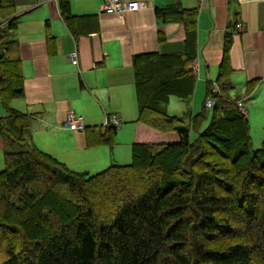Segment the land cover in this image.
Wrapping results in <instances>:
<instances>
[{
	"label": "trees",
	"instance_id": "trees-1",
	"mask_svg": "<svg viewBox=\"0 0 264 264\" xmlns=\"http://www.w3.org/2000/svg\"><path fill=\"white\" fill-rule=\"evenodd\" d=\"M58 6L71 30L69 0ZM13 14V0H0V264H264V137L254 150L239 97L229 96L230 32L199 130L204 100L187 118L165 109L193 92L196 9L155 7L159 20L181 25L183 49L131 57L134 122L150 133L136 131L128 163L88 173L38 149L30 115L9 105L23 93ZM116 130L84 128L87 145L112 147Z\"/></svg>",
	"mask_w": 264,
	"mask_h": 264
},
{
	"label": "crops",
	"instance_id": "crops-1",
	"mask_svg": "<svg viewBox=\"0 0 264 264\" xmlns=\"http://www.w3.org/2000/svg\"><path fill=\"white\" fill-rule=\"evenodd\" d=\"M132 1L144 5L119 16L101 12L103 0H69V11L75 16L69 30L60 16L58 0H13L17 24L11 35L17 42L23 93L9 105L30 115V138L38 149L69 169L88 173L125 160L116 156L114 142L110 148L88 146L84 128L102 126L108 115L124 124L120 128H133L137 108L131 57L183 49L181 25L163 22L154 14L155 7L175 3L196 9V53L193 93L188 101L179 100L180 107L173 104L178 110L174 114L187 118L199 111V104L201 109L205 86L217 75L224 35L230 32L229 93L242 92L238 97L248 125L264 128V0ZM236 22L239 29L233 27ZM158 33L163 39L157 38ZM71 51L76 53L74 65L68 56ZM248 82L253 85L247 87ZM171 99L165 106L167 113ZM69 112L82 118L83 130L67 129L64 120ZM4 115L0 105V117ZM120 128L114 136L118 141ZM136 128L150 133L139 124ZM2 146L0 138V152Z\"/></svg>",
	"mask_w": 264,
	"mask_h": 264
},
{
	"label": "built area",
	"instance_id": "built-area-1",
	"mask_svg": "<svg viewBox=\"0 0 264 264\" xmlns=\"http://www.w3.org/2000/svg\"><path fill=\"white\" fill-rule=\"evenodd\" d=\"M143 5L144 4L142 2L132 1V0L131 1L103 0L99 9L101 12H103L105 14H116V15L120 16L122 13H124L126 11L137 10V9L143 7ZM234 27H235V29H239L240 24L238 22H236L234 24ZM68 56L70 59V63L73 65L76 64L77 60H76L75 51L69 52ZM217 90L218 89H217L216 83L214 81L211 82L210 91L204 99L205 109L211 108V106L213 104L212 95L215 94L217 92ZM236 106H237L239 112L241 114L245 115V109H244L243 104L241 103L240 100H238L236 102ZM64 124L67 127V129H69V130H83V128H84L82 118L79 116H75L70 112L66 114ZM104 124L105 125L111 124L115 128L119 127V121L114 115H108L104 120Z\"/></svg>",
	"mask_w": 264,
	"mask_h": 264
},
{
	"label": "rangeland",
	"instance_id": "rangeland-1",
	"mask_svg": "<svg viewBox=\"0 0 264 264\" xmlns=\"http://www.w3.org/2000/svg\"><path fill=\"white\" fill-rule=\"evenodd\" d=\"M193 93V92H192ZM241 96L242 92H240L239 90H235L231 93H229L230 98H234L235 96ZM173 99H171L170 104L168 105V113L169 114H173V115H177L174 113H178V110L174 109V105L176 104L178 107H180V102L178 99L171 97ZM199 111L200 109V104L197 108ZM210 109H206L205 110V117L202 119V121L200 122V126H199V130H202L209 122L210 119ZM180 115V114H179ZM178 115V116H179ZM124 124L119 122V127L117 128V131L119 130L120 127H123ZM137 124L134 123L133 128H129L127 131V128H120V132H121V139L120 141L116 140L114 137V145L117 148V152L115 153L117 157H119V159H124L125 160H120V161H116L119 162L120 164H124V163H128L130 161V149H129V144H131L130 142L133 140L134 135L136 133V131H138V128H136ZM249 135L251 137V141H252V147L253 149H257L260 146L261 143V139L264 137V128H258V127H251L249 126ZM119 133V132H118ZM116 135V134H115ZM195 136V132H193V130H190L189 132V140H192ZM115 161V160H114ZM3 168V159H2V153L0 152V170Z\"/></svg>",
	"mask_w": 264,
	"mask_h": 264
}]
</instances>
